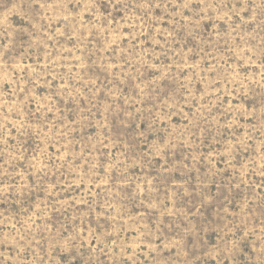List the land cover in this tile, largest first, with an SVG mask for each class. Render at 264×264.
Segmentation results:
<instances>
[{
    "label": "rangeland",
    "instance_id": "1",
    "mask_svg": "<svg viewBox=\"0 0 264 264\" xmlns=\"http://www.w3.org/2000/svg\"><path fill=\"white\" fill-rule=\"evenodd\" d=\"M0 264H264V0H0Z\"/></svg>",
    "mask_w": 264,
    "mask_h": 264
}]
</instances>
